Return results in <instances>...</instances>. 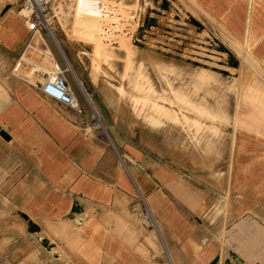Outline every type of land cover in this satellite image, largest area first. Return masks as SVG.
I'll list each match as a JSON object with an SVG mask.
<instances>
[{
    "label": "crops",
    "instance_id": "obj_1",
    "mask_svg": "<svg viewBox=\"0 0 264 264\" xmlns=\"http://www.w3.org/2000/svg\"><path fill=\"white\" fill-rule=\"evenodd\" d=\"M21 5L0 0V264H264V0L187 1L193 28L214 20L261 71L224 51L211 73L229 91L198 93L212 96L208 140L168 123L100 128L92 111H112L109 91L70 66L81 114L41 93ZM145 6L149 25L168 1Z\"/></svg>",
    "mask_w": 264,
    "mask_h": 264
},
{
    "label": "rangeland",
    "instance_id": "obj_2",
    "mask_svg": "<svg viewBox=\"0 0 264 264\" xmlns=\"http://www.w3.org/2000/svg\"><path fill=\"white\" fill-rule=\"evenodd\" d=\"M76 1L58 5L60 14L53 27L56 44L48 37L45 40L61 68L70 64L74 73L88 75L90 80L96 79L103 88L108 89V103L112 111L104 115L97 113L99 117L94 113L93 116L94 123L98 118L102 124L108 120V125L104 123L106 131L114 121L118 129L138 125L157 129L168 123L176 129L183 127L202 134L207 140L218 137L219 129L213 127L216 118L211 111L212 96L198 98V93L205 88L212 93V90L219 88L229 91V85L220 83L217 76L211 73L217 72L216 69L223 64L224 51L237 55L246 70L261 75L258 64L245 54L246 49L230 41L214 20L205 17L201 19L199 29L191 26L190 16L186 12L189 0H167L168 7L158 18H154L152 29L146 25L145 4L148 0H96L102 4V8L103 5H113L127 11L124 10L122 17L113 19V25L107 26L112 28L115 35L122 36L124 49L117 44L108 45L113 43L111 40L104 42L107 57L94 61L92 47L85 41V37L83 39V32L77 31V36L73 27ZM131 11L137 12L134 19L130 17ZM127 48L131 50L129 59L124 52ZM23 61L35 64L36 70L40 72H46L50 67L49 60L36 53L24 55ZM188 63L195 70L190 95L182 88V75L186 73L183 68ZM93 64L96 66L94 69ZM17 69V76L28 77L32 82V71L21 74V67ZM68 76L73 85L74 75L70 72ZM234 89L235 86L232 87ZM220 196L221 205L215 212L224 219L221 223L224 227L230 218L229 197L225 189H222ZM223 264L230 262L226 260Z\"/></svg>",
    "mask_w": 264,
    "mask_h": 264
},
{
    "label": "built area",
    "instance_id": "obj_3",
    "mask_svg": "<svg viewBox=\"0 0 264 264\" xmlns=\"http://www.w3.org/2000/svg\"><path fill=\"white\" fill-rule=\"evenodd\" d=\"M71 0H22L19 11L24 26L29 33L26 48H30L41 57L49 60L50 67L43 72V82L39 90L44 95L50 97L65 109L81 114L82 110L79 101L67 82V74L70 73L68 65L63 69L55 61L45 38L48 37L56 44L54 29L56 19L59 17V6L67 5ZM136 11H131L132 19L136 16ZM152 29V25L148 26ZM95 112L92 111L93 116Z\"/></svg>",
    "mask_w": 264,
    "mask_h": 264
},
{
    "label": "bare ground",
    "instance_id": "obj_4",
    "mask_svg": "<svg viewBox=\"0 0 264 264\" xmlns=\"http://www.w3.org/2000/svg\"><path fill=\"white\" fill-rule=\"evenodd\" d=\"M136 1L138 2V0H136ZM75 4L76 5L74 8V16H73V25L74 26L73 27L75 28L76 35L78 32H81V31L83 32L81 34L83 36V39L85 37L86 38L85 41L92 47V54L94 57V61L100 59L101 57L102 58L107 57L104 42H108L111 40L113 43L108 44V45H112V44L116 45L117 44L124 49L125 41L122 38V36L115 35L114 32L112 31V28L107 27V26H108V24L113 25V22H112L113 19H116L118 16L122 17V15H123L122 13H124V10L126 12L127 11L126 9H123L120 6H113V5H111V6L103 5V8H102V7H100L102 4L96 0H77ZM136 6H137V4H136ZM113 14H114V16L110 17V15H113ZM117 28H118V26H117ZM77 36H79V35H77ZM124 52H126V57H127V59H129L131 50L129 48H127L126 51H124ZM68 67H69V65H68ZM95 67H96L95 64H93L92 68L94 69ZM126 68H128V61H127ZM203 80H205V79H203ZM94 81H97V80L94 79ZM199 81L201 82V80H199ZM96 119H97V117H96ZM97 124H98L97 126H100L99 121H97Z\"/></svg>",
    "mask_w": 264,
    "mask_h": 264
},
{
    "label": "trees",
    "instance_id": "obj_5",
    "mask_svg": "<svg viewBox=\"0 0 264 264\" xmlns=\"http://www.w3.org/2000/svg\"><path fill=\"white\" fill-rule=\"evenodd\" d=\"M152 24H149V25H147V26H151ZM220 50H224V49H220Z\"/></svg>",
    "mask_w": 264,
    "mask_h": 264
},
{
    "label": "water",
    "instance_id": "obj_6",
    "mask_svg": "<svg viewBox=\"0 0 264 264\" xmlns=\"http://www.w3.org/2000/svg\"><path fill=\"white\" fill-rule=\"evenodd\" d=\"M73 212H75V210H74ZM212 264H216V262H214V263H212Z\"/></svg>",
    "mask_w": 264,
    "mask_h": 264
}]
</instances>
